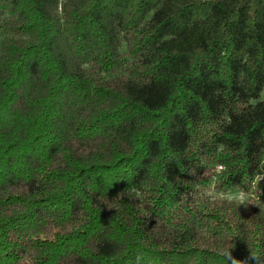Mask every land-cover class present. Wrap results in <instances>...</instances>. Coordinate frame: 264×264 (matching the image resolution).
Segmentation results:
<instances>
[{"label":"trees","instance_id":"16d2710c","mask_svg":"<svg viewBox=\"0 0 264 264\" xmlns=\"http://www.w3.org/2000/svg\"><path fill=\"white\" fill-rule=\"evenodd\" d=\"M263 93L264 0H0V264H264L168 218L250 192Z\"/></svg>","mask_w":264,"mask_h":264},{"label":"rangeland","instance_id":"374dc122","mask_svg":"<svg viewBox=\"0 0 264 264\" xmlns=\"http://www.w3.org/2000/svg\"><path fill=\"white\" fill-rule=\"evenodd\" d=\"M260 99H264V93ZM207 167L214 174V177L207 182L192 180L190 194L179 205L168 210V218L174 216L177 222L193 224L201 243L220 250H227L228 243L234 242L233 240L238 237V227L241 231L243 229L248 230L249 225L252 223V217H254L256 227L253 232L252 242L253 246L256 247V245L262 243L260 239L261 236H264V195L260 196L261 201L253 199L252 203L254 205L250 204L247 208L240 206L238 209L235 205L224 202L196 198L193 195V191L194 186L197 184L205 187L214 185L215 191L218 193L236 190L218 189L215 182L217 179L216 167L211 164H207ZM260 187L264 191V180L261 181ZM215 216L222 217L226 225H221L217 220H214ZM174 225L170 224V226L166 227H161L162 225H160L155 230V233L158 237L167 238L173 231Z\"/></svg>","mask_w":264,"mask_h":264},{"label":"clouds","instance_id":"9594fccd","mask_svg":"<svg viewBox=\"0 0 264 264\" xmlns=\"http://www.w3.org/2000/svg\"><path fill=\"white\" fill-rule=\"evenodd\" d=\"M230 123V120H229ZM261 170L256 171L253 176L251 177V191H246L243 188H237L235 191H228L224 193H218L215 191V186L211 185L205 187L203 185L197 184L194 186L193 195L196 198L202 200H209V201H220L227 204L235 205L237 209L240 206L247 208L252 203L253 199L260 200V196L264 195V191L261 190L260 183L264 180V165L260 166ZM226 166L224 164H218L216 166V174L220 175L226 171ZM190 176H196L197 171L196 168H189L186 171ZM261 201V200H260ZM226 258L231 259L232 264H245V262L236 260L235 258L231 257L230 249L225 253ZM248 260L257 264V260L259 257L252 254L250 252Z\"/></svg>","mask_w":264,"mask_h":264}]
</instances>
